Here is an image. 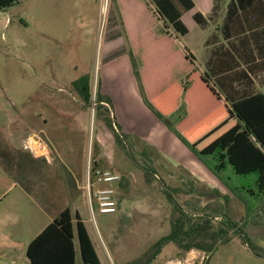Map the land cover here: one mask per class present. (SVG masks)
I'll return each mask as SVG.
<instances>
[{
    "label": "rangeland",
    "instance_id": "obj_1",
    "mask_svg": "<svg viewBox=\"0 0 264 264\" xmlns=\"http://www.w3.org/2000/svg\"><path fill=\"white\" fill-rule=\"evenodd\" d=\"M75 1V12L71 8L67 12L63 0L47 2L39 12L30 0H17L0 10V264H32L26 255L29 242L65 207L80 213L101 264L130 262L169 233L179 215L166 187L193 220L212 217L217 227L230 219L239 230L229 229L230 239L211 253L200 249L183 253L167 244L150 264L171 259H180L179 264H264V192L237 196L209 168L211 179L200 181L204 175L196 178L169 163L155 150L144 148V140L135 142V134H126L117 125L124 144L132 146L134 160L104 122L95 119L98 85L102 92L105 81L113 96L127 86L131 49L140 61L146 54L156 69L161 46L188 47L196 64L204 66L203 36L191 12L183 17L187 34L169 27L171 38H163L164 24L149 12L145 0L120 4L125 30L115 0H98V11L83 19L79 0ZM194 1L200 9L208 0ZM219 23L218 17L211 29ZM86 74L92 82L89 104L71 84ZM113 106L115 123L133 126L132 118L122 114L123 104ZM34 132L48 142L50 160L30 158L22 147V140ZM143 150L152 159L156 175L143 168L149 165ZM94 159L101 168L121 175L118 210L113 214L95 211L92 215L89 208L86 185ZM246 201L252 202V210H247ZM77 264H84L80 256Z\"/></svg>",
    "mask_w": 264,
    "mask_h": 264
},
{
    "label": "trees",
    "instance_id": "obj_2",
    "mask_svg": "<svg viewBox=\"0 0 264 264\" xmlns=\"http://www.w3.org/2000/svg\"><path fill=\"white\" fill-rule=\"evenodd\" d=\"M16 1L0 0V10ZM151 1L154 6L146 3V7L164 24L163 38H171L167 30L170 25L181 34L188 31L181 17L193 8V0ZM238 1L244 10L252 6L250 0ZM233 6L236 8L235 3ZM194 19L201 22L200 13H195ZM121 23L124 26L122 16ZM161 47L156 69L146 54L140 61L130 50L131 64L147 106L161 119L175 114L178 120L175 130L181 140L237 196L254 194L257 190L264 192V94H254L223 105L209 76L195 66L194 55L190 51L181 52L172 44ZM73 86L83 101L89 104L92 98L90 75L77 78ZM95 101V119H101L115 141L124 144V136L117 130L112 116V101L100 92L99 85ZM213 104L223 107V112L211 116L205 114L206 108ZM125 146L135 160L132 146L129 143ZM141 154L147 157L149 163L143 165L145 171L156 175L148 153L143 150ZM90 166L91 170L101 168L96 159ZM167 188L166 194L179 212L172 221L170 232L158 238L143 255L124 264H150L170 243L183 253L191 249L211 253L220 243L230 239L229 229L238 232L237 222L230 219L217 227L213 225L212 217L193 220V216L176 202L171 188ZM245 204L248 211L252 210L251 201ZM77 254L84 264H101L85 222L77 211L73 214L69 207L46 224L31 239L26 250L32 264H77Z\"/></svg>",
    "mask_w": 264,
    "mask_h": 264
},
{
    "label": "crops",
    "instance_id": "obj_3",
    "mask_svg": "<svg viewBox=\"0 0 264 264\" xmlns=\"http://www.w3.org/2000/svg\"><path fill=\"white\" fill-rule=\"evenodd\" d=\"M115 1L118 4L120 14V4H125L128 1ZM47 2L57 4L59 0H30L31 6L37 12L43 11ZM145 2L154 6L151 0H145ZM250 2L251 8L244 10L238 0H208L207 4L200 6V9L194 1L193 8L181 17L184 22L183 17L191 12V17L198 27L200 35L203 36L201 44L205 52L204 66L201 68L196 64V56L188 47L178 49L181 52L188 50L194 55L195 66L209 76L211 83L221 97L220 103L223 105H230L232 102L254 94H264V0H250ZM65 3L67 4V12L70 8L72 12L77 11L75 0H63V4ZM233 3L236 4V8ZM79 5L78 13L83 19L84 15L90 17L93 16L95 10L98 11L99 2L98 0H79ZM195 13H200L201 22L194 19ZM218 17L220 23L211 29V22ZM122 27L125 30L123 24ZM169 32L171 34L170 28ZM188 32L189 29L185 34ZM117 35H121V33L117 32ZM128 66L127 86H123L122 89L119 88L117 96H113V91L110 88H105V81L102 83L101 93L111 99L112 112L113 105L120 102L123 104L122 114H124V118L126 119V116L129 115L134 121L133 126L125 128L117 122L119 129L129 135L135 134L137 136L135 142L139 139L140 142L144 140L146 142L143 144L144 148L155 150L169 163L181 166L196 178L204 175L200 177V181H209L211 179L207 173L209 169L176 133L175 127L178 120L175 114L161 119L147 106L131 59H129ZM74 80L71 81L72 86ZM123 83L126 84V81ZM123 83L121 84L123 85ZM84 104L86 103L84 102ZM222 108L218 104H213L206 108L205 114L211 116L216 115L217 112L222 113ZM114 118L116 119L115 115ZM118 127L117 130L119 131ZM30 158L40 157H34L30 154ZM194 166L197 167L196 171ZM83 171L85 174L86 167ZM55 217H52V220ZM78 257L79 254H77V260ZM179 262H181L180 259L176 261L171 259L166 264H178Z\"/></svg>",
    "mask_w": 264,
    "mask_h": 264
},
{
    "label": "built area",
    "instance_id": "obj_4",
    "mask_svg": "<svg viewBox=\"0 0 264 264\" xmlns=\"http://www.w3.org/2000/svg\"><path fill=\"white\" fill-rule=\"evenodd\" d=\"M22 147L34 157L51 159L49 144L38 132L28 134L22 141ZM90 167L88 169L86 194L92 215L95 211L102 214L115 213L118 210L117 187L121 175L109 169L96 168L91 170ZM99 183L103 186H98Z\"/></svg>",
    "mask_w": 264,
    "mask_h": 264
}]
</instances>
